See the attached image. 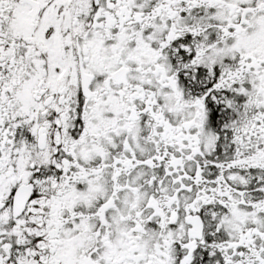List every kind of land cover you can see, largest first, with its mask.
<instances>
[{"label": "snow or ice", "instance_id": "snow-or-ice-1", "mask_svg": "<svg viewBox=\"0 0 264 264\" xmlns=\"http://www.w3.org/2000/svg\"><path fill=\"white\" fill-rule=\"evenodd\" d=\"M0 264H264V0H0Z\"/></svg>", "mask_w": 264, "mask_h": 264}]
</instances>
